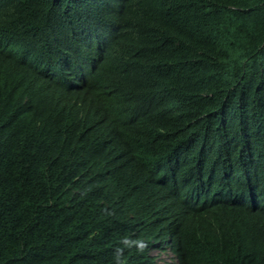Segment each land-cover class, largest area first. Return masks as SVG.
<instances>
[{"label":"trees","instance_id":"16d2710c","mask_svg":"<svg viewBox=\"0 0 264 264\" xmlns=\"http://www.w3.org/2000/svg\"><path fill=\"white\" fill-rule=\"evenodd\" d=\"M162 246L264 264V0H0V264Z\"/></svg>","mask_w":264,"mask_h":264},{"label":"clouds","instance_id":"9594fccd","mask_svg":"<svg viewBox=\"0 0 264 264\" xmlns=\"http://www.w3.org/2000/svg\"><path fill=\"white\" fill-rule=\"evenodd\" d=\"M122 245L125 248L133 247L135 248L137 254L143 253L145 249L148 247V244L143 239H136V240H129L127 238H122L121 240ZM123 249L118 248L114 254V264H123V260L121 259V252Z\"/></svg>","mask_w":264,"mask_h":264},{"label":"rangeland","instance_id":"374dc122","mask_svg":"<svg viewBox=\"0 0 264 264\" xmlns=\"http://www.w3.org/2000/svg\"><path fill=\"white\" fill-rule=\"evenodd\" d=\"M150 254L159 264H176L174 256L167 246H162L160 249H152Z\"/></svg>","mask_w":264,"mask_h":264}]
</instances>
